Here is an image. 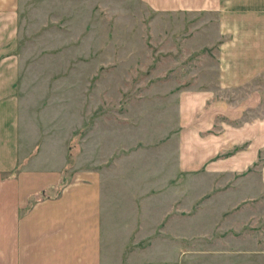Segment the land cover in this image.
Returning a JSON list of instances; mask_svg holds the SVG:
<instances>
[{
	"label": "rangeland",
	"instance_id": "rangeland-1",
	"mask_svg": "<svg viewBox=\"0 0 264 264\" xmlns=\"http://www.w3.org/2000/svg\"><path fill=\"white\" fill-rule=\"evenodd\" d=\"M10 13L0 74L14 76L20 157L57 171L66 159V177L98 170L113 252L130 238L172 260L163 264H264V185L175 165V92L216 87L233 20L220 34L215 16L154 13L140 0H14Z\"/></svg>",
	"mask_w": 264,
	"mask_h": 264
},
{
	"label": "crops",
	"instance_id": "crops-1",
	"mask_svg": "<svg viewBox=\"0 0 264 264\" xmlns=\"http://www.w3.org/2000/svg\"><path fill=\"white\" fill-rule=\"evenodd\" d=\"M140 1L154 13L215 16L220 34L234 21L233 41L219 43L218 86L196 84L175 92L176 172L250 175L264 185V114H257L264 101V0ZM13 3L0 0V19L11 14ZM13 81V75L0 74V264L172 261L163 253L140 254V245L131 246L130 238L120 253L113 252L114 244L104 239L106 188L97 169L76 167L54 197L66 159L57 171L36 168L30 151L20 157ZM232 149L233 155L216 158ZM42 190L43 197L29 206ZM131 247L138 253H130Z\"/></svg>",
	"mask_w": 264,
	"mask_h": 264
},
{
	"label": "trees",
	"instance_id": "trees-1",
	"mask_svg": "<svg viewBox=\"0 0 264 264\" xmlns=\"http://www.w3.org/2000/svg\"><path fill=\"white\" fill-rule=\"evenodd\" d=\"M69 154V153H68ZM68 162H66V164L64 165V167L62 168L61 172H60V176H59V181H58V184L56 186V193L54 195L57 196L60 189L66 184L67 182V179L68 177H66V174L64 173L66 167H67V164ZM45 190H42V192L40 193H37L36 195L32 196L28 202L29 206H31L34 202H36L38 199L42 198L43 197V193H44ZM44 197H49L48 195H45Z\"/></svg>",
	"mask_w": 264,
	"mask_h": 264
}]
</instances>
